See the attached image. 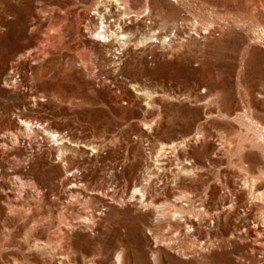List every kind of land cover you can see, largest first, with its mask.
Returning <instances> with one entry per match:
<instances>
[{"label": "rangeland", "instance_id": "374dc122", "mask_svg": "<svg viewBox=\"0 0 264 264\" xmlns=\"http://www.w3.org/2000/svg\"><path fill=\"white\" fill-rule=\"evenodd\" d=\"M96 1L0 0V28L10 34L0 37L7 44L5 49L15 55L36 51L46 44L40 39L54 33L61 41L63 55L43 62L27 61V67H34L29 70L34 79H25L21 86L0 81V109L9 110L11 115L0 128V264H15V257L20 264H114L120 250L125 264H264L261 241L255 237L238 238L235 246L202 249L210 237L206 234L208 218L201 227L206 233L195 237L182 230L180 234L181 222L160 220L153 206L130 201L127 187L118 188L114 202L109 196L81 190L82 195L91 196L86 205L68 201L71 184L58 179L55 194L40 200L34 188H20L16 175L30 182L42 181L29 170L31 161L24 160L26 154H16L7 139L8 148L2 144L4 131L13 128L15 114L23 110L25 116L63 127L83 141L101 143L109 137L108 146L100 152L117 151L118 171L130 163L139 164V176L147 166L155 167L154 150L161 141L180 139L184 134L193 137L201 131L199 140L193 139L176 154L168 152L160 157L164 169L148 188V201L180 206L184 204L177 199L181 192L195 191L203 196L208 191L211 199L216 197V205L210 199L212 202L206 201L204 206L215 209L225 198L227 206L231 204V190L240 208L226 232V226L218 229L211 223V235L219 236L233 230L240 212H247L251 222L254 214L261 212L259 206H254V211L250 207L242 178L264 179V127L258 132L251 128L253 120L264 125V0H152L153 12L159 18L176 20L180 26L167 47L148 50L142 57L133 49L123 57L132 61L123 77V107L115 100V85H104V76L94 78L78 68L64 74L63 61L73 57L79 66L77 60L84 49L94 57L86 27L91 26L90 10ZM133 1L136 8L144 6L145 0ZM195 22L197 30L192 29ZM19 71L17 76L24 77L23 69ZM134 82L152 90L154 103L149 109L154 112L148 110L144 92L135 90ZM110 98L116 105L103 108L104 102L111 103ZM128 115L130 122L119 126ZM146 117H155L161 126L156 128L154 123L149 129L138 122ZM115 136L119 138L113 142ZM95 152L83 156L92 157ZM187 158L198 160L204 168L195 181L182 178L175 184L178 163ZM196 200L199 207L202 202ZM61 211L70 222L93 211L96 223L75 222L77 228L59 232ZM224 217L216 222L220 224ZM36 222L39 226L33 229ZM35 238L60 241L54 243L55 250L37 252L27 244ZM62 252L69 253L64 262L59 258Z\"/></svg>", "mask_w": 264, "mask_h": 264}, {"label": "bare ground", "instance_id": "6f19581e", "mask_svg": "<svg viewBox=\"0 0 264 264\" xmlns=\"http://www.w3.org/2000/svg\"><path fill=\"white\" fill-rule=\"evenodd\" d=\"M90 13L92 15L90 21L91 26H87L86 28L92 37L89 39V43L93 44L90 49L94 53V57L89 56L87 50L84 49L80 52L77 60L79 66L73 57L69 58V60L63 61V65H65L64 74L72 73L74 69L78 68L83 72L86 70L87 73L94 78L104 76V85L107 86L109 85L108 82H111L115 85L116 90H118L114 92V97L121 107V102L126 103L124 101L123 93V77H125L128 67L132 64V61L129 58L124 59L123 57L133 49H136L138 55L142 57L148 50L151 51L155 48L167 47L170 45L173 38L177 36V30L180 24L176 20L171 21L159 18L160 16L153 12L152 0H145L144 6L141 8H136L133 0H97L93 4ZM192 26V29L197 30L198 23L195 22ZM5 35L9 36L10 34L8 32L4 33L0 28V37H4ZM40 41L46 42V44L40 46L38 50H28L15 55L13 54V51H9L8 48L5 49L7 44L2 38L0 40V81L4 80L6 84L21 86L24 84L25 79H34L32 75L33 73H29V70H32L34 67H27L29 66L27 65V61L36 60L37 63L41 61L43 62V60L46 59L48 61L54 58H62L63 55L60 51L61 41L57 34L52 33L49 36L40 39ZM5 59H8L7 66L4 65ZM21 68L24 71V77H21V75L17 76L18 73H20L19 70ZM121 76L122 78H120ZM134 83L132 86L135 90H142L144 92L143 100L146 101L148 110L154 112L155 109L154 111L149 109V107H153L154 103V95L153 92H151L152 90L149 91L145 88L138 87L137 84ZM110 101L111 103L104 102L103 108H112L113 105H116L112 103V98H110ZM212 101L213 100H211V102ZM114 110H116V108ZM8 112L9 110L4 108L0 109V128L4 123L10 121L9 118L11 115H9ZM15 115L17 116V119L15 120L13 128H8L6 131L3 130V137L5 139L2 144L4 149L8 148L9 145L6 141L7 139L8 142L12 144L11 148L14 149L16 154H26L24 160L31 161L29 170L35 174L37 173L38 177L42 180L39 182L40 184L30 182L18 175H16V178L18 179V184L22 190L26 187L34 188V191L37 194L36 197L39 198V200L47 198L50 194H55V191L57 190L56 179H58V182H66L67 186L71 184L69 185L70 187L67 192V198L70 199H68V201L75 204H82L84 202L86 205L85 201H88L91 198V196L88 197L89 194L85 193L82 195V191H90V194L93 195L102 194L109 196L114 202L117 200L115 199V194L118 188L127 187V189L130 190L129 198L127 197L130 201L140 200L142 205L153 206L157 218L160 220L170 218L171 220L181 222L180 224L183 226V229H177L180 234L182 230H185L184 232L195 237H197L196 235L198 234H203L205 231H203L201 227L204 225L203 221L208 218L209 224L206 226V228L208 227V230H206L207 233H205L210 237L207 240L204 239L206 240L204 241V245H202L201 242L202 246H200L202 249L205 248V246L208 249L214 247L221 248L224 245L235 246L238 243V238L243 239L244 237H255V240L261 241L259 248L262 251V254H264V179L259 181V178H256L255 176H248L245 178L243 176L242 185H244L247 197L250 199V207H252L254 211V206H259L261 212L259 213L257 211L256 216L254 214V220L252 222L251 216H249L247 212H240V216L238 217L240 220L234 225L233 230L228 231L229 234H223L220 236L214 234L211 235V223H214L213 227L218 229L222 226H226L227 228L225 227L223 229V231L226 232V229L229 230V227L232 224L235 212L240 208V205H238L237 202V197L231 190L230 192L233 196L231 204L227 206L228 202H226L227 198H225L220 206H216L215 209L204 206L205 202L210 201L211 199V195H209L208 191H206L203 196L198 193L195 194V191L181 192L177 199L184 204L180 206L177 203L157 205L153 199L148 201V188L151 186V183L154 182L155 176L160 175L159 171L164 169V167L160 165V157L165 156L168 152L176 154L179 148L188 146L193 139L199 140L202 134L201 131H197L193 137H190L189 134H184L183 136H180V139L171 140L170 142L161 141L154 150L156 153V159H154L155 167L151 169L146 165L147 167L145 168L143 175L139 176L137 175L139 164L130 163L128 166H124L121 171H118V161L120 156H115L114 154L117 153V151L111 150L107 155H103L100 152L108 146L106 140L109 139V137L101 140V143L98 140L83 141L76 138L75 134L65 131L63 127H55L52 123L25 116L23 110ZM237 119L241 120L242 116L239 115ZM129 122L130 116L128 115L124 117V122L119 126L127 125ZM138 122H142V124L146 125L149 129L154 128V123H156V128L161 126L155 117H146L140 119ZM262 126L264 127L260 122L256 120L252 121L251 128L253 127L256 132H258ZM258 136L260 137L259 134ZM115 137L116 140H113V142L118 141L117 139L119 137ZM255 142L260 143V140H256ZM81 143L84 144L83 147H81ZM47 144L49 146H47ZM37 150L38 154H35ZM91 150L96 151L92 157L83 156L84 153H89ZM32 157L34 158L33 160ZM178 166V173L174 179L175 184H177L182 178H188L195 181L198 178V171L204 168L198 160L192 158L183 160L178 163ZM106 184H108V186H106ZM45 187H47L46 192L44 191ZM107 188L112 189L107 192L105 190ZM82 198L84 199L83 201ZM197 198L202 202L199 207L196 206ZM215 198L216 197L211 199L214 204ZM93 211L88 212L87 215L77 214L78 216L76 218L79 220H75V222H85L89 226H92L93 223H96L97 217ZM223 215L225 216L224 220L218 224L216 220L222 218ZM61 222H63V224H61ZM75 222H70L66 212L61 211L60 222L58 224L59 232H65V228H67L66 230L68 231V228L76 227L74 225ZM38 226V222H36L35 225L32 224L33 229L38 228ZM59 241V239L45 241L35 238L29 240L27 244L32 250L44 252L51 249L55 250L56 246L54 243H59ZM60 245L61 244H59V246ZM59 254V258L63 262L69 258V253L67 252ZM153 258L155 262L158 263V258L156 256ZM15 264H20L17 257H15ZM114 264H125L124 252L122 250L116 254Z\"/></svg>", "mask_w": 264, "mask_h": 264}]
</instances>
